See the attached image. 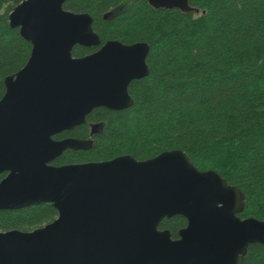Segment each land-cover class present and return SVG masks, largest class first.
<instances>
[{
	"label": "water",
	"instance_id": "water-1",
	"mask_svg": "<svg viewBox=\"0 0 264 264\" xmlns=\"http://www.w3.org/2000/svg\"><path fill=\"white\" fill-rule=\"evenodd\" d=\"M67 1L23 0L9 16L32 52L5 80L0 101V211L52 204L59 215L31 232H0V264H243L251 245H264V222L241 219V190L199 171L186 152L52 165L92 147L54 136L81 127L95 109L131 108L130 85L150 73L149 44L101 46L93 18L65 10ZM148 2L192 12L190 0ZM76 46L101 48L75 58ZM176 216L188 222L177 240L160 229Z\"/></svg>",
	"mask_w": 264,
	"mask_h": 264
},
{
	"label": "trees",
	"instance_id": "trees-1",
	"mask_svg": "<svg viewBox=\"0 0 264 264\" xmlns=\"http://www.w3.org/2000/svg\"><path fill=\"white\" fill-rule=\"evenodd\" d=\"M23 0H0V101L5 80L28 63L32 45L12 29L9 16ZM192 12L154 10L148 0H68L64 8L87 13L101 46L147 43L149 76L129 87L133 106L95 109L81 127L54 136L92 142L68 150L52 165L138 161L182 150L202 172L214 171L241 190V219L264 222V0H190ZM113 13L112 16L105 17ZM76 46L83 58L100 48ZM99 129L92 133V126ZM7 173L0 174V183ZM52 204L0 211V232H31L58 218ZM182 216L164 219L174 239ZM243 264H264V245L253 244Z\"/></svg>",
	"mask_w": 264,
	"mask_h": 264
},
{
	"label": "flooded vegetation",
	"instance_id": "flooded-vegetation-1",
	"mask_svg": "<svg viewBox=\"0 0 264 264\" xmlns=\"http://www.w3.org/2000/svg\"><path fill=\"white\" fill-rule=\"evenodd\" d=\"M98 129H99V128H97L96 131H98ZM179 238H180V237H179ZM179 238H177V239H179ZM173 239H174V238H173ZM177 239H175V240H177Z\"/></svg>",
	"mask_w": 264,
	"mask_h": 264
},
{
	"label": "rangeland",
	"instance_id": "rangeland-1",
	"mask_svg": "<svg viewBox=\"0 0 264 264\" xmlns=\"http://www.w3.org/2000/svg\"><path fill=\"white\" fill-rule=\"evenodd\" d=\"M92 144V142H90Z\"/></svg>",
	"mask_w": 264,
	"mask_h": 264
}]
</instances>
